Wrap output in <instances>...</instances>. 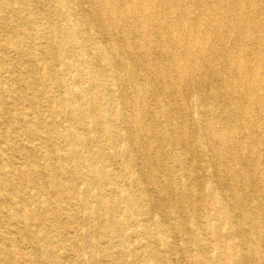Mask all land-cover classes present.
Wrapping results in <instances>:
<instances>
[{
  "label": "rangeland",
  "instance_id": "obj_1",
  "mask_svg": "<svg viewBox=\"0 0 264 264\" xmlns=\"http://www.w3.org/2000/svg\"><path fill=\"white\" fill-rule=\"evenodd\" d=\"M4 3L20 16L0 9V165L9 174L0 172V241L10 249L0 264H236L231 259L245 254L240 216L230 212L227 219L208 197V183L224 193L227 182H214L218 172L202 135L206 95L192 85L176 94L188 113L190 147L170 148L177 159L169 164L174 186L180 191L192 183L184 200L197 209H154L149 200L158 202L157 192L145 175L137 182L142 167L128 161V126L117 109L129 106L117 100V65L102 55L111 41L94 24L83 23L76 33L80 2L72 20L66 0ZM149 89L150 95L164 90ZM164 100L183 117L173 96ZM166 149L154 145L160 155ZM249 168L238 166L240 173ZM258 214L264 218V211ZM261 251L257 260L264 264V245Z\"/></svg>",
  "mask_w": 264,
  "mask_h": 264
},
{
  "label": "bare ground",
  "instance_id": "obj_2",
  "mask_svg": "<svg viewBox=\"0 0 264 264\" xmlns=\"http://www.w3.org/2000/svg\"><path fill=\"white\" fill-rule=\"evenodd\" d=\"M66 1L71 20L75 5H83L82 15L75 22L76 33L83 23L94 24L111 41L102 55L117 65L120 73L113 76L119 87L117 100L129 106L127 111L117 109L118 119L128 126V161H138L142 167L137 182L145 175L147 185L157 192L159 201L149 200L154 209H197L196 205L186 206L184 200L186 189L194 185L188 182L180 191L174 186L169 164L177 159L170 148L178 144L190 147L184 118L188 113L176 94L192 85L206 95L200 99L205 123L202 135L218 172L214 182H227L224 193L208 183V197L226 212L227 219L230 212L240 216L245 254L231 260L259 264L257 256L264 245V218L258 214L264 211V0ZM0 9L12 10L15 19L20 16L11 3L0 5ZM128 84L130 91L125 90ZM151 84L161 85L163 92L154 90L150 95ZM168 96L178 101L183 117L163 105ZM86 114L95 117L91 110ZM157 143L169 149L160 155L154 150ZM240 165L251 169L240 173ZM156 166L162 173L159 177ZM223 168L230 170L223 174ZM7 170L0 165V172L6 176ZM189 175L196 179L195 173ZM255 193L263 197L257 199ZM172 195L178 197L172 199ZM21 223L26 227V222ZM253 232L258 234L257 241ZM6 247L7 242L2 245L0 241V261L4 258L1 255L9 256Z\"/></svg>",
  "mask_w": 264,
  "mask_h": 264
}]
</instances>
